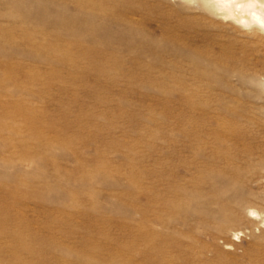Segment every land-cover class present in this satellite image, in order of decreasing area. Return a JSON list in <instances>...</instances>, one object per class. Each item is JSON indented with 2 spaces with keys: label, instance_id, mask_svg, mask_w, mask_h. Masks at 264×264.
<instances>
[{
  "label": "rangeland",
  "instance_id": "1",
  "mask_svg": "<svg viewBox=\"0 0 264 264\" xmlns=\"http://www.w3.org/2000/svg\"><path fill=\"white\" fill-rule=\"evenodd\" d=\"M0 264H264V30L0 0Z\"/></svg>",
  "mask_w": 264,
  "mask_h": 264
},
{
  "label": "bare ground",
  "instance_id": "2",
  "mask_svg": "<svg viewBox=\"0 0 264 264\" xmlns=\"http://www.w3.org/2000/svg\"><path fill=\"white\" fill-rule=\"evenodd\" d=\"M213 2L218 11H222L231 20L244 26L254 24L264 30V2L258 0H213Z\"/></svg>",
  "mask_w": 264,
  "mask_h": 264
}]
</instances>
